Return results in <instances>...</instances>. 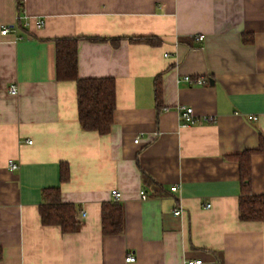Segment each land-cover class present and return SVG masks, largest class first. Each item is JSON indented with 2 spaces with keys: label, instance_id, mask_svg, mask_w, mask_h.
Segmentation results:
<instances>
[{
  "label": "crops",
  "instance_id": "obj_1",
  "mask_svg": "<svg viewBox=\"0 0 264 264\" xmlns=\"http://www.w3.org/2000/svg\"><path fill=\"white\" fill-rule=\"evenodd\" d=\"M18 15L17 0H0V264H264V222L239 219L236 160L264 138V0H25ZM63 37L80 38L79 78L116 81L106 136L84 130L76 83L56 79ZM182 107L195 124L182 125ZM250 163L251 192L264 195V153ZM52 188L77 208L78 231L42 224ZM113 190L125 230L104 236Z\"/></svg>",
  "mask_w": 264,
  "mask_h": 264
},
{
  "label": "trees",
  "instance_id": "obj_2",
  "mask_svg": "<svg viewBox=\"0 0 264 264\" xmlns=\"http://www.w3.org/2000/svg\"><path fill=\"white\" fill-rule=\"evenodd\" d=\"M24 1L17 0L19 15L24 11ZM21 24L20 21L18 25ZM80 38L57 39L56 44V79L73 81L76 83L78 94V119L84 130L97 132L106 136L111 131L116 110V81L115 79H83L78 76V43ZM97 41L92 38L91 41ZM147 44L158 43L156 38H136L135 42ZM245 44L252 43L249 36H244ZM114 42V40H113ZM160 79H156V107L162 108ZM257 153H264V138L260 140L258 149L247 151L236 156L240 163V178L242 182V195L239 199V219L241 221L264 222V195H254L251 192V156ZM61 182L69 179V168L61 165ZM146 185H153L154 190L158 185L146 175H143ZM158 192V191H157ZM156 193V191H155ZM43 204L40 207L41 221L45 226H59L66 234L76 232L80 229L77 208L73 204H64L59 188L46 189L43 191ZM102 226L104 236L122 234L125 230V211L119 202H111L102 206ZM2 248L0 247V260H2Z\"/></svg>",
  "mask_w": 264,
  "mask_h": 264
},
{
  "label": "built area",
  "instance_id": "obj_3",
  "mask_svg": "<svg viewBox=\"0 0 264 264\" xmlns=\"http://www.w3.org/2000/svg\"><path fill=\"white\" fill-rule=\"evenodd\" d=\"M22 19L21 15H18L17 17V21L16 23H18L20 20ZM37 22V27L38 28H43L45 26V22H43V20L39 19L36 20ZM30 24L27 23L26 26H29ZM11 29L9 27H4L3 30L1 31L2 35H6L8 33H10ZM204 37L203 36H199L196 38L197 41H203ZM181 81H184L190 85H205L206 81L205 79L201 78V77H196L195 79H193L191 76H185L183 78H181ZM10 94L12 95H17L18 89L16 86H12L9 90ZM181 111V116L180 119L181 121H183L182 125L183 126H190L196 123L195 117H194V110L193 108H186V107H182L180 108ZM254 120H256L257 118H253ZM140 139V138H139ZM139 139H137L135 141L136 144L139 143ZM30 144H32V141L29 142ZM9 168L11 170H17L18 169V165L14 162V160H9L8 162ZM177 187H171V191L172 192H176ZM142 195L143 199H147V195L145 194L144 191H141L140 193ZM112 196H114V199L116 202H119L121 200V196L120 193L116 190L112 191ZM206 207H210V205H207ZM184 213V209H182V207H178L175 210V215L176 216H181ZM83 216H86L85 212L83 213ZM127 263L128 262H135L136 261V257L134 255H129L126 259ZM202 261H197V260H193V261H189L188 264H201Z\"/></svg>",
  "mask_w": 264,
  "mask_h": 264
}]
</instances>
